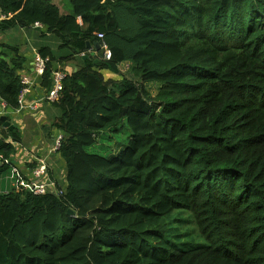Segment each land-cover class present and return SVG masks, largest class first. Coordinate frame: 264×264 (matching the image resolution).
I'll return each instance as SVG.
<instances>
[{
	"label": "trees",
	"instance_id": "1",
	"mask_svg": "<svg viewBox=\"0 0 264 264\" xmlns=\"http://www.w3.org/2000/svg\"><path fill=\"white\" fill-rule=\"evenodd\" d=\"M66 2L0 0V31L40 22L79 60L54 102L67 190L33 194L10 183L24 61L0 40V264H264V0Z\"/></svg>",
	"mask_w": 264,
	"mask_h": 264
},
{
	"label": "crops",
	"instance_id": "2",
	"mask_svg": "<svg viewBox=\"0 0 264 264\" xmlns=\"http://www.w3.org/2000/svg\"><path fill=\"white\" fill-rule=\"evenodd\" d=\"M52 1L60 7L62 13L69 12L67 0ZM0 40L19 47V54L24 61V68L20 74L27 73L33 80V84L24 98L25 108L20 112H12L10 121L22 135V142L16 144L14 161L27 171L33 160L48 155V149L59 132L53 124L61 115L58 106L46 98L49 92L42 84V75L36 71L35 56L40 53L41 47H51L58 56L57 60L53 62L54 72L60 70L66 74L77 68L79 60H62L64 56L70 55L71 51L68 48H62V41L49 32L44 25L30 28L17 26L5 32L0 31ZM97 50L96 44H94L89 51L97 52ZM106 74L118 78L115 73L107 72ZM33 105L36 107L32 108ZM27 138L30 139L27 141ZM49 158L54 175H60L62 171L66 170L65 160L59 153H52ZM2 175L5 176V174H0V178L2 177L0 179L1 187L7 184L3 183Z\"/></svg>",
	"mask_w": 264,
	"mask_h": 264
},
{
	"label": "built area",
	"instance_id": "3",
	"mask_svg": "<svg viewBox=\"0 0 264 264\" xmlns=\"http://www.w3.org/2000/svg\"><path fill=\"white\" fill-rule=\"evenodd\" d=\"M6 18H8V15L3 12L0 6V22ZM42 26L43 24L40 22H36L33 25V27H42ZM97 35L101 39H103L104 37V34L102 32H98ZM102 49L104 50V53L102 55L104 58L111 57L110 47L104 42V40L102 41ZM46 61L47 58L45 59L44 57H42L40 53L36 54L34 60L35 68L36 71L41 75H43V72L45 70ZM20 75H21V82L23 84V88L19 95L20 106L17 110L10 112H15V113L20 112L23 108H25L24 98L33 84L32 78L27 73H21ZM66 75L67 74L65 72L60 70H57L56 72L53 73L54 86L49 91L46 97L49 101L55 102L60 99L61 92L63 90V80L66 77ZM35 107H36L35 105L32 106V108ZM5 110H7L6 104L2 102L0 113H5ZM0 136H1V126H0ZM63 138H64V133L62 131H59L54 138L53 144L48 149V155L41 158H36L37 160L36 165L28 169L26 172H24L25 178H19L18 175H16L20 166L14 167L12 175H10L11 185H18L20 187L30 190L33 194H37V195L53 193L58 196H61L65 194L67 190V183H66L67 171L66 170L62 171L60 175H54L52 167L50 165V158H49L52 155V153H59L58 151L62 145ZM1 157L2 154L0 153V159ZM5 192H7V190Z\"/></svg>",
	"mask_w": 264,
	"mask_h": 264
},
{
	"label": "water",
	"instance_id": "4",
	"mask_svg": "<svg viewBox=\"0 0 264 264\" xmlns=\"http://www.w3.org/2000/svg\"><path fill=\"white\" fill-rule=\"evenodd\" d=\"M87 47H88V49H91L92 45L88 44ZM96 48L98 49L99 53L92 52V54L95 56L96 61H99L100 60L99 56H102L104 53V50L102 49V41H98L96 43ZM1 118L4 121V126H6V127L9 126L11 129L14 128V125L11 124L10 120H7L6 115H3Z\"/></svg>",
	"mask_w": 264,
	"mask_h": 264
},
{
	"label": "rangeland",
	"instance_id": "5",
	"mask_svg": "<svg viewBox=\"0 0 264 264\" xmlns=\"http://www.w3.org/2000/svg\"><path fill=\"white\" fill-rule=\"evenodd\" d=\"M131 73H132V71H130V69L129 68H127V70H126V75H128V76H130L131 75ZM131 77V76H130ZM120 78H121V75H120ZM148 86H149V88H151V89H156V88H158V83L157 82H150L149 84H148ZM122 127L123 128H125V130L121 133L122 134V136H127V132H126V130H128V125H127V123L126 122H124V124L122 125ZM119 135V134H118ZM117 135V136H118ZM30 138H27V141L29 140ZM114 146H116V145H114ZM100 151H103V150H100ZM11 180V179H10Z\"/></svg>",
	"mask_w": 264,
	"mask_h": 264
}]
</instances>
